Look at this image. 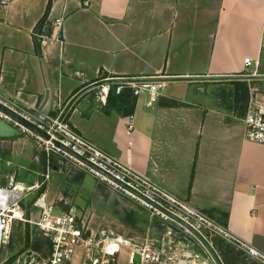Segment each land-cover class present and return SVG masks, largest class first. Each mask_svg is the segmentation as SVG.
Wrapping results in <instances>:
<instances>
[{"label":"crops","instance_id":"0c3cea01","mask_svg":"<svg viewBox=\"0 0 264 264\" xmlns=\"http://www.w3.org/2000/svg\"><path fill=\"white\" fill-rule=\"evenodd\" d=\"M49 1L8 0L0 8V97L19 99L37 115L57 117L79 91L96 84L64 119L264 253V145L246 138L245 124L250 90L258 87L264 100V79H207L264 75V0H52L37 45L36 27ZM58 18L62 27L54 31ZM246 58L254 60L248 68ZM172 78L200 79L153 82ZM141 81L162 84L160 95H134L128 83ZM120 82L124 89L118 94L114 88ZM237 82L250 86L247 103L244 95L239 98ZM106 83L113 87L112 97L131 94L134 114L127 116L99 99ZM57 156L64 157L66 169L79 172L75 177H83L78 192L89 191L94 200L69 204L55 188L45 187L47 200L57 211L76 213L92 234L122 238L117 264H131L130 246L137 236L162 237L151 227L148 210L131 208L124 214L118 190L100 180L85 185L92 182L87 173L96 176L70 155ZM48 169L49 161L44 164ZM217 242L228 264H251L249 259L262 264L242 250L239 260L228 251L232 245L220 237ZM85 254L79 248L73 264H84Z\"/></svg>","mask_w":264,"mask_h":264},{"label":"built area","instance_id":"2783aa9c","mask_svg":"<svg viewBox=\"0 0 264 264\" xmlns=\"http://www.w3.org/2000/svg\"><path fill=\"white\" fill-rule=\"evenodd\" d=\"M7 2L8 0H1L0 8L5 6ZM62 23L63 18L56 19L54 31L60 30ZM244 63L246 68H248L253 65L254 60L246 58ZM257 63L258 61L256 65H258ZM128 85L132 87L134 95L138 96L146 91L153 98L160 95V88L162 86V84L153 82H141L139 85L130 82ZM123 89V82L118 83L114 88L118 94ZM111 90H113V87L110 83L102 84L98 93L99 99L106 103ZM250 92L251 97L245 116L246 138L264 145V100L259 98L260 90L258 87L253 86ZM0 103L50 135V139H46L0 111V119L17 128L21 134L33 137L39 150L69 157L67 152L63 151L53 142V140L59 141L79 156L86 158L97 168L112 176L119 183L125 184L131 190L140 193L145 198L166 209V211L179 217L193 229L203 235H205L204 230L208 231L210 237H207V239L210 241L214 237H220L239 249L246 251L250 256L264 264V253L232 235L226 226L206 213L201 207L192 205L170 190L151 181L148 177L137 173L131 166L124 163L122 159L104 150L92 140L79 133L64 118L61 119V116L53 117L42 113L37 115L34 108L22 105V103H19V99L7 100L0 97ZM129 130H133L132 120L129 123ZM73 158L77 164L86 167L100 181L108 183L113 189L122 191L128 197L139 201L152 216H159L161 219L177 227L178 230H173L165 226L161 238L146 237L142 241L131 245V263L136 253L140 255L141 264H178L193 256L175 243V239H190L201 244L187 227L179 224L168 214L155 208L152 204L142 200L131 190L122 187L118 182L111 180L97 170L85 166L75 157ZM46 177L49 178V175L47 174ZM41 186V184H36L25 187L14 183V181L7 186L0 185V264H3V247L12 223L16 220L25 221L21 202L28 192L41 188ZM32 207L39 211V218L37 221H26L35 224L44 236L50 239L52 251L47 256L33 254V258L29 264H73L79 248L85 250V259L91 257L94 249H99L103 254L113 253L108 250L106 240H102L98 235L89 232L87 225L80 220L76 213L57 211L55 205L47 200L44 192L37 195ZM195 257L197 258L198 255H195ZM21 259L18 260L19 264H21Z\"/></svg>","mask_w":264,"mask_h":264},{"label":"rangeland","instance_id":"374dc122","mask_svg":"<svg viewBox=\"0 0 264 264\" xmlns=\"http://www.w3.org/2000/svg\"><path fill=\"white\" fill-rule=\"evenodd\" d=\"M63 158L64 157L57 156V153L46 154L45 152L39 150L35 139L30 135L28 136L25 134H20L18 136H15L14 138H11L10 140L0 139V185L7 186L12 181H14V183H17L18 185L25 187L36 184L42 185L41 188L28 192L23 201L21 202V209L24 211L25 221L16 220L12 223L7 233V238L3 247V263L6 262L5 264H19L18 260L24 257L28 252H32L33 254H38L41 256H47L49 254L48 246L47 244L45 245L47 237L44 236V234L35 224L26 221L28 220L26 216V209L28 208L30 209L29 220L37 221L39 218V211L34 210L35 208H32L31 203H33V201L38 195V192L42 188L49 187V190L51 188H55L56 192H58L56 194H60V197H62L63 199L65 197L64 200H67L69 204L79 203L80 205L83 204L85 206V202H88L89 204L93 203L94 197L92 196L91 192H78V188L80 186L79 184L83 177H75L78 175L79 172L74 173L73 171L71 172L69 170L70 168L66 169V165L62 164V162L66 163V160H64ZM45 159L47 160V162L49 161L50 169L47 170L48 173H46V171L44 170V164L47 163L45 162ZM54 164H59L60 166V168L56 170L57 172L55 171V169H53ZM61 169L64 172H61ZM81 172L89 171L82 170ZM47 174L49 175V178L46 177ZM86 175L88 176L86 178L92 181L90 184H85L87 186H92L93 180L99 181L97 177H90L89 173H87ZM108 186L112 188L110 185ZM117 199L119 201V207H123L122 209L124 214L128 212V209L131 208H135L142 212L147 211L139 203V201L128 197L122 191L118 190ZM27 223H29L28 225L30 235L28 247L26 246L25 242V230L27 227ZM120 232L122 233V235L125 236V233L123 231ZM155 233L158 234L157 232ZM158 235L153 237H158ZM10 236L12 237L13 244L10 242V240H8ZM140 236H137L135 238L137 242H140L144 239V237ZM36 243H43V246L38 251L34 249V244ZM175 243L180 248H184L185 252L191 253L193 255L191 258L185 260H191L192 263H196L197 260L200 264H205V262L209 264H214L211 257L201 244L200 246L198 243H195L190 239H175ZM226 243L229 242L226 241ZM229 245H232L234 247L228 248L229 253H232V255L237 256L238 259L241 260L243 257L242 253L238 252L239 250L241 251V249L231 243H229ZM121 246H124V244H121ZM197 254L199 257L196 258L195 255ZM249 261H252L251 264H259L251 259H249Z\"/></svg>","mask_w":264,"mask_h":264},{"label":"water","instance_id":"95a60500","mask_svg":"<svg viewBox=\"0 0 264 264\" xmlns=\"http://www.w3.org/2000/svg\"><path fill=\"white\" fill-rule=\"evenodd\" d=\"M199 79L200 78H193V79H186V78L156 79L153 82H165V81H176V80H199ZM207 79H209V80H234V79L257 80V79H264V75L225 76V77H213V78H207ZM138 80H140V79H138ZM138 80H136V81H138ZM119 81H123V80L119 79ZM94 87H96V84L95 85H91L89 87H86V88L82 89L81 91H79L73 97V99L69 102V104L67 105L64 114L61 116V119H63L65 117V115L67 114L68 110L71 108V106L74 104V102L82 94H84L85 92L91 90ZM0 111L6 113L10 117L15 119L19 123H21L22 125L28 127L32 131H34L35 133L43 136L46 139H50V135L49 134H47L45 131L39 129L35 124L31 123L30 121H28L24 117H22L19 114L15 113L14 111H12L10 108H8L7 106H5L2 103H0ZM20 134L21 133H20V131L17 128H15L11 124L7 123L6 121H3V120L0 119V138H14L15 136H18ZM53 142L55 143L56 146L61 148L63 151L67 152L72 157H75L76 159H78L85 166H87V167H89L91 169L97 170L98 172L102 173L103 175H106L107 177H109L111 180L116 181L112 176L108 175L106 172H104L101 169L97 168L95 165L90 163L86 158L79 156L74 151H72L68 147L64 146L63 144H61L59 141L53 140ZM116 182H118V181H116ZM119 184L122 187L131 190L125 184H122V183H119ZM131 191L135 195H137L139 198H141L142 200L147 201L148 203L152 204L155 208H157V209L165 212L166 214H168L172 219L177 221L179 224L187 227L192 232V234L195 236V239L198 240L201 243L203 248L206 250V252L211 257V259L214 262V264H225L223 259H222V257H221V255L219 254V252L217 251V249L213 245V242L210 241L209 239H207V237H210V233L208 231L204 230L203 232H204L205 235H203L202 233H200L197 230L193 229L189 224H187L186 222L181 220L179 217H177V216L171 214L170 212L166 211V209H164L163 207H161L157 203L145 198L140 193H138V192H136L134 190H131ZM151 217L152 218H151V221H150V225H151V227L153 229H156V232H158V233H163L164 229H165V226L166 227H170L173 230H178L175 225H173L172 223H170L168 221H165V220L161 219L159 216H151ZM99 237L102 240H108V239L115 240V239L119 238L118 235H116L114 233L104 232V231H100L99 232ZM118 257H119L118 252L103 254L99 249H94L91 257L84 260V264H117ZM32 258H33V253L32 252H28L24 257H22L21 264H29L31 262ZM140 262H141L140 255L138 253H136L134 255L133 262L131 264H140Z\"/></svg>","mask_w":264,"mask_h":264},{"label":"trees","instance_id":"16d2710c","mask_svg":"<svg viewBox=\"0 0 264 264\" xmlns=\"http://www.w3.org/2000/svg\"><path fill=\"white\" fill-rule=\"evenodd\" d=\"M51 5H52V0H50L48 2V5H47V9L45 11V14L44 16L42 17V19L39 21L37 27H36V30H38V32H36L35 34V41L37 42V45H38V38H37V35H39V31H41L42 27H44V25H46L47 23V19H48V15H49V12H50V9H51ZM237 85L239 86V98H242V95H244V98L246 99L245 102L247 103V99H249V87L248 84L246 82H237ZM244 93V94H243ZM248 94V95H247ZM135 99L131 96L130 93H126V94H121L119 95L118 97H112V93L110 92L109 95H108V98H107V104L106 106L107 107H112L114 106L115 109L120 112V113H123L127 116H130L132 114H134V111H135ZM8 140V139H7ZM45 188H42L39 192H38V195L41 194L42 192H44ZM34 202V201H33ZM31 205H33V203H31ZM30 205V206H31ZM26 216L29 220V217H30V209H26ZM29 223L26 224V230H25V242H26V246L28 247L29 246V241H30V235H29ZM217 239L218 237H214L212 238V242H213V245L215 246V248L217 249V251L219 252V254L221 255V252H220V247H219V243L217 242ZM10 242L13 244V240H12V237L10 236L9 239ZM47 244L48 246V252L49 254L51 253L52 251V243L50 241L49 238L46 239V242H45V245ZM43 246V243H36L34 244V249L36 251H38L39 249H41V247ZM27 250V249H25ZM48 254V255H49ZM222 257V255H221ZM223 261L225 264H228L227 261L222 257ZM6 262H4L3 264H5Z\"/></svg>","mask_w":264,"mask_h":264},{"label":"bare ground","instance_id":"6f19581e","mask_svg":"<svg viewBox=\"0 0 264 264\" xmlns=\"http://www.w3.org/2000/svg\"><path fill=\"white\" fill-rule=\"evenodd\" d=\"M124 242L122 238H118L115 240H111L110 242L107 243V248L110 252L116 253L120 251L121 249V243Z\"/></svg>","mask_w":264,"mask_h":264}]
</instances>
